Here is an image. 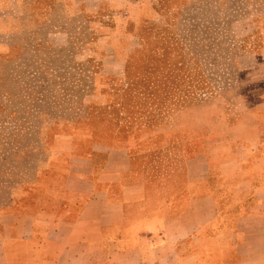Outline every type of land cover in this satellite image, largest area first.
I'll use <instances>...</instances> for the list:
<instances>
[{"label":"rangeland","instance_id":"obj_1","mask_svg":"<svg viewBox=\"0 0 264 264\" xmlns=\"http://www.w3.org/2000/svg\"><path fill=\"white\" fill-rule=\"evenodd\" d=\"M263 87L264 0H0V209L69 135L134 139L162 183L179 147L152 131L243 112Z\"/></svg>","mask_w":264,"mask_h":264},{"label":"crops","instance_id":"obj_2","mask_svg":"<svg viewBox=\"0 0 264 264\" xmlns=\"http://www.w3.org/2000/svg\"><path fill=\"white\" fill-rule=\"evenodd\" d=\"M255 99L145 134L179 147L159 184L134 139L53 144L34 190L0 209V264H264V87Z\"/></svg>","mask_w":264,"mask_h":264}]
</instances>
